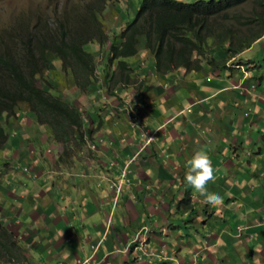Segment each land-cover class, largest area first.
Instances as JSON below:
<instances>
[{
	"label": "crops",
	"instance_id": "obj_1",
	"mask_svg": "<svg viewBox=\"0 0 264 264\" xmlns=\"http://www.w3.org/2000/svg\"><path fill=\"white\" fill-rule=\"evenodd\" d=\"M127 61L135 83L117 94L100 81L81 92L69 72L54 82L83 133L57 136L25 103L3 118L0 223L28 264H264V67L162 73L144 50ZM201 149L218 206L185 180Z\"/></svg>",
	"mask_w": 264,
	"mask_h": 264
},
{
	"label": "trees",
	"instance_id": "obj_2",
	"mask_svg": "<svg viewBox=\"0 0 264 264\" xmlns=\"http://www.w3.org/2000/svg\"><path fill=\"white\" fill-rule=\"evenodd\" d=\"M91 27L96 30L94 25ZM77 31L68 35L61 29L60 35L48 39L44 33L41 54L29 48L25 61L19 63L8 52L0 54V151L8 140L3 115L14 114L20 102H27L41 120H49L47 123L54 125L57 133L70 132L66 126L73 133L76 130L83 133L80 131L83 117L78 110L61 96L50 93L47 89L50 83L39 86L49 61L48 51L55 52L64 67L73 71L79 86L95 84V57L84 47L86 36ZM98 33V38L103 40L98 41L103 44L110 40L104 31ZM142 37L145 50L155 57L159 72L170 73L182 67L192 72L205 66L212 72L229 69L228 64L238 55L263 39L264 0H142L135 17L111 40L108 63L120 58V68L132 70L124 59L139 54ZM254 62L252 59L249 63ZM120 74H124L126 81L130 80L129 73L120 71ZM191 200L188 194L182 203ZM0 261L29 263L26 249L1 223Z\"/></svg>",
	"mask_w": 264,
	"mask_h": 264
},
{
	"label": "rangeland",
	"instance_id": "obj_3",
	"mask_svg": "<svg viewBox=\"0 0 264 264\" xmlns=\"http://www.w3.org/2000/svg\"><path fill=\"white\" fill-rule=\"evenodd\" d=\"M140 5V0H0V53L10 52L16 56L14 61L19 63L25 61L26 52L29 48L40 55L38 42H43L42 38L38 39L40 34L42 36L46 33L48 39L60 35L62 33L61 29L66 31L68 35L72 33L74 35V32L78 29V33L80 32L86 36L83 38L86 49L93 55L98 56H94L97 83L98 81L104 82L105 88L103 89L107 93L117 94L115 92L117 86L124 83L126 87L133 86L135 83V68L129 62L127 63L133 68L132 70L120 68V58H117L115 59L117 68L113 70V64L106 63L108 61V48L116 34L135 17ZM113 8L114 10H112ZM94 12L95 14H93ZM92 25L95 26L96 30L91 27ZM98 30L109 34L110 40L103 44L101 42L103 40L98 38ZM117 40H120V38ZM143 40L145 41L144 38ZM25 43H27V46L24 47ZM246 52L244 59L240 61L245 63L246 67L249 59H253L256 63H262L261 66H256L258 73H255V75H258L261 73L259 72L260 68L264 67V44L255 43L244 53ZM55 54L48 53L50 59L41 75L42 80H39V86L51 83L50 80H55V75L60 86L65 84L64 75L66 71L59 57ZM252 68V66H249V70H253ZM120 71L129 73L130 81L127 82L124 74H120ZM90 85H87L86 88L80 86V91L83 92ZM48 86L47 89L49 87L54 88V84ZM0 264L8 263L0 261Z\"/></svg>",
	"mask_w": 264,
	"mask_h": 264
},
{
	"label": "clouds",
	"instance_id": "obj_4",
	"mask_svg": "<svg viewBox=\"0 0 264 264\" xmlns=\"http://www.w3.org/2000/svg\"><path fill=\"white\" fill-rule=\"evenodd\" d=\"M140 3H142V0H140ZM140 7H141V5H140ZM139 7V8H140ZM112 10H114V8L112 9ZM136 14H137V12H136ZM135 14V15H136ZM129 19H131V18H129ZM132 20V19H131ZM128 24V23H127ZM125 28V27H124ZM122 31V29L116 34V35H118L120 32ZM106 33V32H105ZM41 38H43V35L41 36V34H40V36L38 37V39H41ZM143 38L144 37H142V41H141V48L139 49L140 50V52L142 51V50H144V52H147L148 54H150V55H152L150 52H148V51H146L145 49V47H144V40H143ZM145 39V38H144ZM259 42V41H258ZM258 42H256V43H258ZM42 47V43H39L38 42V49H39V52H40V54H41V48ZM84 47H85V49H86V43H85V45H84ZM140 47V46H139ZM109 49V48H108ZM87 50V49H86ZM88 51V50H87ZM90 52V51H89ZM139 52V53H140ZM7 52H5V53H2V54H6ZM8 53H10V52H8ZM48 53H49V51H48ZM48 53H47V55H48ZM52 53H54L55 54V52H52ZM91 53V52H90ZM244 53V52H243ZM243 53H241L240 55H242ZM1 54V53H0ZM11 54V53H10ZM57 57H59L57 54H55ZM240 55H238V56H240ZM14 56V55H13ZM94 56H96V55H94ZM153 56V55H152ZM237 56V57H238ZM14 57H16V56H14ZM96 57H98V56H96ZM132 57V56H131ZM154 57V56H153ZM128 58H130V57H128ZM128 58H126V59H124L126 62H128L127 61V59ZM48 59H50V57H48ZM60 59V58H59ZM237 59V58H236ZM235 59V60H236ZM244 58H242V60H243ZM154 60H155V57H154ZM252 59H249L248 60V62H250ZM60 61H61V64H62V66H63V68H64V70L66 71L65 72V74L66 73H70V75L72 76V78L75 80V77H74V74H73V71L71 70V69H68V68H65L64 67V65H63V63H62V60L60 59ZM115 61V60H114ZM113 61V62H114ZM107 62V64H108V61H106ZM112 62V63H113ZM156 62V61H155ZM259 63V62H258ZM230 64V63H229ZM229 64H228V66H229ZM234 64L235 65H242V63H239V64H236V61L234 62ZM245 66H246V64L245 63H243ZM249 66H252L253 68H257L256 66H257V63L256 62H254V64H250V63H248V66H247V68H249ZM182 68H184V67H182ZM231 68H234V66H229V69H231ZM180 69V68H179ZM186 69V68H185ZM178 70V69H177ZM176 71V70H175ZM171 73V72H170ZM56 75H55V80H50L51 81V83H50V85L52 86V84H54V88H52V87H49L48 85V87H49V92L50 93H52L53 95H55V96H61V94L59 93V89H57L56 87H55V83L54 82H56L57 80H56ZM261 78V77H260ZM264 78V77H263ZM262 81V80H261ZM75 82H76V80H75ZM58 83V82H57ZM98 83H99V81H98ZM97 83V81H96V83L95 84H91L90 86H94V85H97L98 84ZM76 84H77V82H76ZM77 86L79 87V89H80V86L77 84ZM62 97V96H61ZM63 98V97H62ZM64 99V98H63ZM66 100V99H65ZM67 101V100H66ZM68 103H70L72 106H74L75 108H76V106L75 105H73L71 102H69V101H67ZM21 103H25V104H27L28 105V107H29V109H30V111H32V112H34L36 115H37V117H38V119L39 120H41L40 119V117H39V115L35 112V111H33V110H31V107H30V105L27 103V102H20L19 104H17V106L15 107V112H14V114H9L8 112H5V114L3 115V118H5V117H12V116H15L16 115V109H17V107L21 104ZM77 109V108H76ZM78 110V109H77ZM79 112V111H78ZM81 115H82V117H83V122H82V126H81V130L80 131H82V129H83V127H84V118L86 117L82 112H79ZM2 118V119H3ZM41 121H43V123L44 124H48L49 126H51L52 128H53V132L58 136L59 134H61L62 132H60V133H57V130H56V128L54 127V125H51V124H49V123H47V121H49V120H41ZM2 124H3V120H2ZM3 126H4V124H3ZM73 127L74 128H76V126H74L73 125ZM66 129H69V131L70 132H66V133H70V134H75V133H80V132H77V130L75 131V133H73L72 132V129H71V127H68V126H66ZM5 130H6V128H5ZM7 131V130H6ZM7 134H8V132H7ZM8 138H9V135H8ZM8 141V140H7ZM7 143V142H6ZM6 145V144H5ZM5 147V146H4ZM3 147V148H4ZM91 147L93 148V149H95L96 147H97V145L95 144V143H93L92 145H91ZM2 148V149H3ZM1 152V151H0ZM188 163V171H187V173L185 174V180H186V182L195 190V192H197V193H199L201 196H203V197H205V202L206 203H208L209 205H212V206H218V205H220V204H222V202H223V198L222 197H220L218 194H216L215 192H210V191H208V188H207V186H208V184L210 183V182H213V181H215V179H216V176H215V169L213 168V166H212V162H211V159H210V157H209V155L207 154V152L205 151V150H203V149H201V150H198V151H196L195 153H194V155L192 156V158L187 162ZM258 260V257L254 260V261H257ZM8 264H11V263H8Z\"/></svg>",
	"mask_w": 264,
	"mask_h": 264
}]
</instances>
